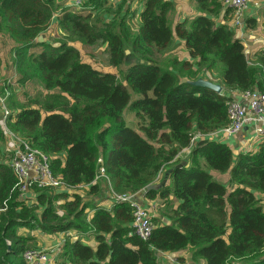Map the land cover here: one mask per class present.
I'll return each mask as SVG.
<instances>
[{"label": "trees", "instance_id": "16d2710c", "mask_svg": "<svg viewBox=\"0 0 264 264\" xmlns=\"http://www.w3.org/2000/svg\"><path fill=\"white\" fill-rule=\"evenodd\" d=\"M69 1L0 0V34L11 44L16 82L37 81L46 91L43 103L10 110L6 124L50 157L53 173L66 185H89V196L102 189L94 180L103 167L110 204L84 201L74 193L40 192L31 204L17 200L16 178L0 162V264H25L24 251L37 244L29 230L65 234L56 264H164L161 253L176 254L184 263L183 252L204 264L234 259L264 264V136L255 150L237 155L228 144L209 138L228 125L227 103L234 99L192 85L203 79L199 74L216 72L222 89L264 93V51L247 57L233 27V11L223 1L192 0L202 15L177 23L174 30L168 0H121L117 7L110 0H86L80 10H72ZM134 3H142L136 32L128 22ZM55 12L56 26L67 40L57 41L56 48L37 41ZM259 15L264 34V9ZM245 24L254 30L258 20L248 18ZM174 36L183 41L189 59L179 69L189 66L185 81L156 61ZM97 43L106 45L115 67L124 63L126 47L144 60L129 66L123 77L141 99L129 104L130 94L115 74L80 60L74 44ZM2 70L0 58V97L7 89ZM128 106L138 132L125 125ZM197 135L201 138L192 145ZM4 139L0 127V159ZM187 149L188 156L179 161ZM166 167L170 185H156ZM204 168L228 175L227 183L214 180ZM138 193L157 200L160 211L157 216L152 212L155 227L148 240L133 232L130 204L112 197ZM56 200L65 202L55 207Z\"/></svg>", "mask_w": 264, "mask_h": 264}, {"label": "rangeland", "instance_id": "374dc122", "mask_svg": "<svg viewBox=\"0 0 264 264\" xmlns=\"http://www.w3.org/2000/svg\"><path fill=\"white\" fill-rule=\"evenodd\" d=\"M86 0H81V4L79 6L76 5V0H70L67 5L72 10H80L82 8V3ZM121 0H110L111 5L118 6L120 4ZM173 3V8L168 13L169 23L172 30H174L175 25L178 22L183 21L184 19L186 21H190L192 17H196L198 15H202V13L198 10L197 5L192 0H168ZM222 3V0H219ZM142 3H140L141 5ZM131 5V16L132 19L129 20V24L131 25L132 32H136L137 27V21H138V14L142 10V6ZM249 5L253 9L257 8H264V0H250ZM225 8V7H224ZM133 11V12H132ZM260 12V11H259ZM114 13V11H113ZM257 17L258 13L255 14ZM230 16V15H229ZM57 17V12L54 13L51 23L48 27V29L40 36L38 37L37 41L40 42H48L52 44L53 46L58 44L57 41H66L65 37L63 36L62 32L57 28L55 18ZM118 18H120V15H117ZM110 21V20H106ZM230 23V20L228 21V24ZM75 47H77L80 51V60L83 62H86L90 64L94 69L100 70L104 73H111L115 74L118 78V81L128 90L130 94V103L137 99H141L140 95H135L131 92L129 89L126 81L123 79L125 76V73L129 66H131L134 63H143L144 60L139 59L138 55L133 54L128 47H126V57L124 63L119 66L115 67L108 61V56L106 53V45L97 43L94 46H80L79 44H74ZM11 50V44L7 43V41L4 40L2 34H0V58L2 61V66H4V69L2 70L1 78L7 79L5 86H7L6 94L4 95V104H0V123H2L3 120V114L5 111L10 112V110H17L21 106H37L34 101L38 100L39 102L43 103L44 97L46 94V91L44 88L37 82H16L15 73L16 70L14 67H12V58L13 55L10 54ZM188 60L187 51L184 46V43L182 40L178 39L177 37H173L171 40L169 46L159 53L158 57L156 58L157 64L160 65L164 70H170L174 71L178 75L179 80H186V76L188 72L190 71L189 66H184L181 71H179L181 64ZM205 81L211 82L213 84L218 85L220 83V79L218 74L215 72L214 74H199ZM9 87V88H8ZM10 88H13L12 91H10ZM227 92L226 89H222L221 94H225ZM3 98V97H0ZM9 98H11L9 100ZM124 121L125 125L129 128L134 129L138 132L136 119L131 111H129V106L124 111ZM1 129L5 135L4 139V145L2 148V152L4 154L3 159H0V162L9 163L11 158L13 157V145L10 143L13 140V137L21 138L19 136H16L9 126L7 124L1 126ZM21 140H25L21 138ZM189 151V150H188ZM188 151L185 152V154H181L179 157V161H183L186 159V156H188ZM207 172L212 174L214 180L219 181L221 183H227L228 175H220L213 171H210L206 168H204ZM99 172V171H98ZM99 185L101 186V190L99 192V196H89L87 194V189L80 188V189H72L71 193L79 194L84 201L88 200H101L102 204L109 205L111 198L109 197L111 194L108 190V186L106 183L102 180H100ZM105 183V184H104ZM229 190H232V187H228ZM48 194L56 195L60 192L59 190H52L47 192ZM69 193V194H71ZM63 203L65 200H56L53 201V205L56 207L58 203ZM39 210L42 208V206L38 207ZM59 210V209H58ZM59 212H61L59 210ZM160 211L157 210V207L155 208L154 215H159ZM166 221V219H164ZM29 234H33L35 236V239L37 240L36 247L39 249L47 251L52 256V263L56 264V254L52 253L51 249L52 246H54L53 242L57 241V235L55 233H44L39 230L35 231H28ZM26 234V233H25ZM71 235L70 238H76L74 231L69 233ZM61 239H65V234L61 233L60 235ZM82 240L84 242H87L89 244H93L94 240L92 238H86L83 237ZM243 260L234 259L231 261L230 264H239ZM198 261H196L197 263Z\"/></svg>", "mask_w": 264, "mask_h": 264}, {"label": "built area", "instance_id": "2783aa9c", "mask_svg": "<svg viewBox=\"0 0 264 264\" xmlns=\"http://www.w3.org/2000/svg\"><path fill=\"white\" fill-rule=\"evenodd\" d=\"M144 1V0H140ZM223 4L233 11V27L240 39L245 38V21L249 9L250 0H222ZM76 5L81 4V0H76ZM238 99H234L227 103V118L228 125L223 129L215 132L209 138L216 139L219 137L233 138L240 134L245 127H250L253 140H259L264 136V93L259 91H244L235 92ZM4 99L0 98V104H4ZM9 115L8 111L3 114V122L1 126L6 124V118ZM201 137L199 135L192 139V145ZM203 139V138H202ZM13 145V157L8 163L9 168L16 178V183L13 191L17 195V200H22L28 204L34 203L40 192H49L59 190L62 193H71L72 189L85 188L89 189V185H82L77 188H71L64 183L61 176L55 175L51 169L50 157L45 153L35 149L31 143L21 138L13 137L10 142ZM184 150L182 152H186ZM189 152V151H188ZM177 160V158L175 159ZM98 164H102V160H98ZM103 167L99 168V172L94 180H107ZM162 170L159 171L157 180L162 175ZM39 192V193H36ZM115 200L125 201L130 204L133 210V232L142 240H148L154 229V223L151 220L152 212L155 210L156 203L148 201L141 203L134 198V195H112ZM63 241V240H62ZM62 241H58L52 253L59 251V246ZM52 255L47 251L36 248L26 249L23 253L25 264H53ZM173 261V257H170ZM55 264V263H54Z\"/></svg>", "mask_w": 264, "mask_h": 264}, {"label": "crops", "instance_id": "0c3cea01", "mask_svg": "<svg viewBox=\"0 0 264 264\" xmlns=\"http://www.w3.org/2000/svg\"><path fill=\"white\" fill-rule=\"evenodd\" d=\"M136 4L137 3H134L133 5H136ZM138 6H139V4H138ZM140 6H142V4ZM261 10H262L261 8L260 9L259 8L253 9L251 7V5H249V9H248V13H247L248 16H247L246 19H248V18H256L258 20V26L254 30H247V28L244 30V32H245L244 44H245V47H246V55H247V57L255 56L258 53L264 51V34H263L262 28H261V20H262V18L259 15V11H261ZM257 13H258L259 17H257L255 15ZM192 18H194V17H192ZM3 69H4V66H3ZM202 80H204V79H202ZM235 92L236 91H227L225 94H227L228 97L237 100L238 96H237V94ZM215 141L228 144L235 155H237L241 151H253V150L256 149V146L258 145V142L255 139L253 140L251 129L248 126L245 127L240 134L236 135L233 138H229L228 139V138H225V137H219L218 136L215 139ZM181 154L183 155V154H185V152H182ZM168 173H169V171H168L167 167L163 168L162 175L160 176V178H158L156 185H158V184L160 185L161 182L165 181V186H169L170 185V181H169V179L167 177ZM99 181L100 180H98V182ZM156 185H154V186H156ZM109 197L111 198V196H109ZM134 198L136 200H138L139 202H141V203H147L148 201H153V200L144 199V197H143V195L141 193L135 194ZM154 202L157 203V200H154ZM103 205L105 207L109 206V205H105V204H103ZM164 219L165 218H163V221H165ZM55 234L57 235V241L53 242V243L56 244L61 239V237H60L61 233H55ZM54 248H55V245H54ZM54 248L52 246V249H54ZM180 255L185 258V262L184 263H181V262L178 261L176 254L173 255V254L161 253V257L163 258L162 260H164V264H204V262L202 260H199L197 263H196V260L192 261L191 260V254L189 252H183ZM170 257H173V261L170 259Z\"/></svg>", "mask_w": 264, "mask_h": 264}, {"label": "water", "instance_id": "95a60500", "mask_svg": "<svg viewBox=\"0 0 264 264\" xmlns=\"http://www.w3.org/2000/svg\"><path fill=\"white\" fill-rule=\"evenodd\" d=\"M54 47H59V44L54 45ZM193 86H198V87H203V88H208L214 92H216L217 94H221L222 88L219 85L213 84L211 82L199 79L195 82L192 83ZM185 165V163H183V166ZM165 185V181L161 182V184L159 186H164ZM157 188V186H148L147 190L150 189H154Z\"/></svg>", "mask_w": 264, "mask_h": 264}]
</instances>
